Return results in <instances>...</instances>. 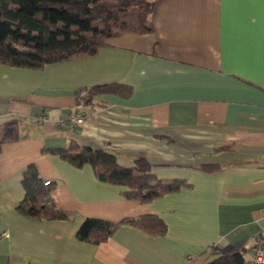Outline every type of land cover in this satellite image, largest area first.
Returning <instances> with one entry per match:
<instances>
[{
    "label": "crops",
    "instance_id": "1",
    "mask_svg": "<svg viewBox=\"0 0 264 264\" xmlns=\"http://www.w3.org/2000/svg\"><path fill=\"white\" fill-rule=\"evenodd\" d=\"M152 20L154 31L112 38L90 58L39 70L0 64V122L23 118L20 139L0 153V264H207L241 250L238 264H249L264 230V0H158ZM105 82L132 92L78 104V89ZM84 111V121L70 120ZM72 141L125 166L144 157L158 178L189 185L130 199L90 163L44 150ZM31 163L56 182L51 198L69 218L17 211ZM143 215L162 218L166 231L128 222L97 244L77 236L87 217Z\"/></svg>",
    "mask_w": 264,
    "mask_h": 264
},
{
    "label": "trees",
    "instance_id": "2",
    "mask_svg": "<svg viewBox=\"0 0 264 264\" xmlns=\"http://www.w3.org/2000/svg\"><path fill=\"white\" fill-rule=\"evenodd\" d=\"M158 0H0V64L39 70L49 63L90 58L125 33L154 31L152 11ZM116 93L129 96L132 87L125 83L105 82L78 89V104L93 102L95 95ZM85 112V111H84ZM86 115H88L85 112ZM23 118L10 116L0 122V153L7 142L20 139ZM69 163L81 167L90 163L97 177L105 182L129 187L125 196L148 202L188 186L184 179H160L151 163L137 157L132 166L118 162L112 151L80 145L72 141L63 147L45 148ZM25 195L17 211L33 219H66L71 212L60 208L51 198L55 181L44 180L35 163L23 170ZM134 223L161 234L166 224L156 215L127 217L120 222L87 217L77 236L93 244L107 240L120 223ZM243 250L222 252L207 264H238Z\"/></svg>",
    "mask_w": 264,
    "mask_h": 264
},
{
    "label": "built area",
    "instance_id": "3",
    "mask_svg": "<svg viewBox=\"0 0 264 264\" xmlns=\"http://www.w3.org/2000/svg\"><path fill=\"white\" fill-rule=\"evenodd\" d=\"M46 115L43 113L36 116V120H43ZM87 118L85 112H78L70 116L73 123L82 122ZM249 264H264V230L257 236L252 248Z\"/></svg>",
    "mask_w": 264,
    "mask_h": 264
}]
</instances>
